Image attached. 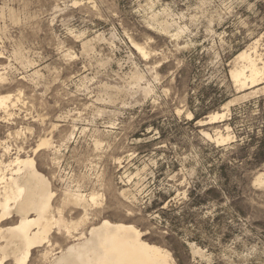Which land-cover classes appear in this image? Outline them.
<instances>
[{"label": "rangeland", "instance_id": "obj_1", "mask_svg": "<svg viewBox=\"0 0 264 264\" xmlns=\"http://www.w3.org/2000/svg\"><path fill=\"white\" fill-rule=\"evenodd\" d=\"M0 79V176L33 157L55 194L26 264L103 219L176 264H264V0H0Z\"/></svg>", "mask_w": 264, "mask_h": 264}, {"label": "bare ground", "instance_id": "obj_2", "mask_svg": "<svg viewBox=\"0 0 264 264\" xmlns=\"http://www.w3.org/2000/svg\"><path fill=\"white\" fill-rule=\"evenodd\" d=\"M239 57L248 61L251 87L257 85L260 68L256 58L252 59L246 51L241 52ZM245 71L239 67L232 70L233 78L243 87L249 77ZM6 99V96H0V106L6 104ZM218 118L219 115H215L211 119L215 121ZM44 144H47L46 140L35 151ZM14 165L16 168L11 169L8 177L0 176V223L13 213L19 216V222L7 228L0 225V241H3L0 263L9 257L14 264H26L32 250L42 245L52 231L55 223L52 200L55 194L49 179L37 169L33 157L17 158ZM73 199L84 206L89 202L96 203L98 198L75 193ZM88 230V234L82 232L68 248L57 251L51 264H176L169 250L144 240L143 232L133 224L103 219Z\"/></svg>", "mask_w": 264, "mask_h": 264}, {"label": "trees", "instance_id": "obj_3", "mask_svg": "<svg viewBox=\"0 0 264 264\" xmlns=\"http://www.w3.org/2000/svg\"><path fill=\"white\" fill-rule=\"evenodd\" d=\"M195 118H198V114L197 113L195 114Z\"/></svg>", "mask_w": 264, "mask_h": 264}]
</instances>
